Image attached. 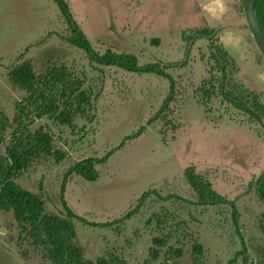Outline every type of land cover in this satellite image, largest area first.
I'll return each mask as SVG.
<instances>
[{
	"label": "rangeland",
	"instance_id": "1",
	"mask_svg": "<svg viewBox=\"0 0 264 264\" xmlns=\"http://www.w3.org/2000/svg\"><path fill=\"white\" fill-rule=\"evenodd\" d=\"M69 3L74 19L71 24L79 35L85 33L86 42L80 40L81 36L73 43L69 41L72 28L65 24L63 15L68 9L59 8L54 0H0V104H4L11 114V100L24 95L23 90L6 81L7 63L12 55L28 46L25 56L30 57L37 71L44 70L49 57H64L68 64L71 61L76 68L83 69L88 85L93 83L91 81L99 82L97 93H105V96L101 99L93 96L100 106L93 109L92 115L100 119L94 121L96 128L88 137L90 144L83 143L78 135L79 125L88 128L86 119H77L73 132L67 126H52L55 133L61 135L62 140L56 143L65 153L57 167L71 163L74 157L106 156L102 162L93 165L97 175L87 179L82 177L80 183L76 180L59 183L60 172L59 175L56 169L47 172L43 166L28 170L17 183L32 191L48 193L47 209L69 215L76 231L75 241L86 259L94 261L114 250L129 264H144L148 249L153 245L152 236L156 234L152 227L157 206L148 213L130 214L137 199L164 179L181 173L187 165L193 164L196 169L215 165L220 171L211 179L212 187L234 200L240 225L238 233L232 227L229 239L224 234L228 224L217 229L207 224L208 219L221 224L226 219L232 220L229 213L220 216L212 206L194 207L191 216L186 210L174 215L187 220L189 230L195 233L205 249L208 264H227L233 251L240 254L242 249L248 264H264V237L260 227L263 207L251 192L238 195L244 188L236 187L240 180L246 182L264 168V138L256 132L253 123L247 124L234 115L228 118L227 112L222 117L210 116L208 119L200 94L193 93V88L206 77L208 68L204 54L208 50V39L197 37L194 31L213 28L237 62V77L264 102V58L254 40L246 39L249 28L244 19L242 0H69ZM187 31L192 38L191 44H186L183 39L182 33ZM190 46L191 50L186 51ZM105 50L127 53V62L134 57L139 66L164 65L166 74L178 82L186 80L183 82L186 83V101L175 111L177 118L184 122L183 126L175 132H166L163 138L159 122L149 121V114L163 103L170 86L169 78L161 77L155 70L139 73L119 64H99L89 60L91 52L104 53ZM183 58L191 64L188 78L183 77L184 80L178 75L183 69L173 68ZM116 70L118 82L114 81L115 87H111V77L113 79ZM78 72L81 74L80 69ZM101 75H105L103 81L99 79ZM218 111H223L222 106ZM136 131L123 145L105 154L124 136ZM172 133L174 138H171ZM82 145L85 148L79 150ZM221 169L226 170L225 174ZM223 175L232 177L224 179ZM39 182L43 185L39 186ZM181 195L190 201L197 200V194L189 184L181 186ZM79 216L87 221L109 222L122 217L125 222L118 234L108 225H89ZM16 234L12 212L0 211V264H40V253L28 243L24 244V249L29 256L23 258L20 255L15 240H9V236L14 238ZM190 246L186 244L176 258L177 264H192ZM239 254L231 264H244ZM161 258L160 255L149 259L148 264H158Z\"/></svg>",
	"mask_w": 264,
	"mask_h": 264
},
{
	"label": "trees",
	"instance_id": "2",
	"mask_svg": "<svg viewBox=\"0 0 264 264\" xmlns=\"http://www.w3.org/2000/svg\"><path fill=\"white\" fill-rule=\"evenodd\" d=\"M54 1L59 8L68 9L67 13L63 11V15L65 24H70L72 28V35L68 37L69 41L73 43L80 36V40L88 41L85 33L82 32L79 35L76 27L71 24L74 19L71 16L69 0L68 2L64 0L66 3L62 0ZM254 7L256 18L264 34V0H254ZM194 32L197 37L208 39V50L204 53L208 63L207 75L202 78V82L197 87L193 88V93L201 96L203 102L199 100L202 102L205 116L208 119L210 116L222 117L227 112L228 118L234 115L247 124L253 123L256 132L264 138V102L258 93L247 87L237 77V62L223 42L218 39V31L213 28H197ZM182 35L186 44L188 42L191 44L190 32L187 31ZM246 39L253 40L250 32L247 33ZM28 50L29 47L26 46L23 51L10 57L5 76L8 85L23 90L24 95L11 100V114L7 112L4 104H0V211H11L17 227V234L14 238L9 236V240H15L23 258L29 256V252L24 249V244L28 243L34 251L40 253L42 258L40 264H129L114 250L96 257L94 261L86 259L75 241L76 231L69 215L58 214L47 209L46 204L50 200L48 193L42 190L32 191L17 183V179L25 172L38 166H43L47 172H52L53 169H56L58 175L60 172L59 183L75 180L80 183L82 177L87 179L97 175L93 165L96 162H102L106 156L91 155L84 159L72 157L74 160L71 159V163L57 167V162L65 157V153L56 143L57 140H62L61 135L56 134L52 126H67L73 132V128H76V120L86 119L89 121L88 128L79 125V133H77L81 136L83 143L90 144L88 137L96 128L94 121L99 122L100 119L99 116L92 115L93 109L97 110L98 105L100 106V102L93 99V96L101 99L105 93L102 92L103 95L97 93L99 82L91 81L93 83L88 85L83 69L76 68L71 61L68 64L64 57H49L45 61L44 70L37 71L30 57L25 56ZM188 50H191V46L186 48V51ZM88 57L89 60L99 64H119L124 69L126 67L127 70H137L139 73L144 70H155L161 77L169 78L170 86L163 98V103L149 114V121L159 122V131L163 138L166 132H175L183 126L184 122L177 118L178 114L175 111L179 110L177 106H181L180 103L186 101V95H184L186 83H183L186 80L183 77L188 78L187 75L191 71L189 60L183 58L178 66L173 67L183 69L178 75L184 81L179 79L178 82L176 78L164 72L166 69L164 65L149 63L144 67L139 66L134 57L127 62L129 57L127 53L105 50L104 53L91 52ZM91 68L94 69V67ZM79 69L81 74L78 72ZM117 73L116 70L113 79L111 77V87H115L114 81L118 82L119 74ZM104 77L105 75H101L99 79L103 81ZM187 81L193 84L192 80L187 79ZM219 106H222L223 111H218ZM137 132L124 136L118 145L111 146L105 154L123 145ZM86 138H88L87 141H85ZM171 138H174V133L171 134ZM83 148L85 147H80L79 150ZM219 171L220 168L215 165L196 169L193 164H190L181 173L174 175L171 179H164L156 188L141 194L130 214L148 213L157 206V211L153 213L155 223L152 227L156 234L152 236L153 245L148 249L144 264H148L149 259H156L160 255L162 258L158 264H177L176 258L182 254L188 243L191 245L192 264H208L203 245L195 233L189 230L187 220L176 218L174 214L177 211L186 210L191 216L193 213L191 209L194 207L202 209L212 206L220 216L229 213L232 220L229 222L226 219L221 224L208 219L207 224L214 229L228 224L229 226H225V237H228L232 227L238 233L240 225L234 200L226 198L212 187L211 179L218 176ZM224 171L226 170L221 169L222 174H225ZM88 172L93 174L89 176ZM234 176L238 175L234 174ZM230 177L222 176L224 179H230ZM39 183V186L43 185ZM183 184L192 185L197 194V200L190 201L181 195ZM236 187L244 188L238 195L251 192L257 203L263 207L260 214V227L264 237V168L257 175H251L248 181L240 180ZM193 215L197 217L196 213ZM79 218L89 225H108L118 234L125 222L122 217L114 218L112 222L94 219L87 221L82 216ZM228 238L231 239V237ZM240 252L239 254L233 251L227 264H231L238 254L242 257V263L246 264L248 261L245 250L242 249Z\"/></svg>",
	"mask_w": 264,
	"mask_h": 264
},
{
	"label": "water",
	"instance_id": "3",
	"mask_svg": "<svg viewBox=\"0 0 264 264\" xmlns=\"http://www.w3.org/2000/svg\"><path fill=\"white\" fill-rule=\"evenodd\" d=\"M243 14L249 32L261 56L264 58V34L255 14L254 0H242Z\"/></svg>",
	"mask_w": 264,
	"mask_h": 264
}]
</instances>
